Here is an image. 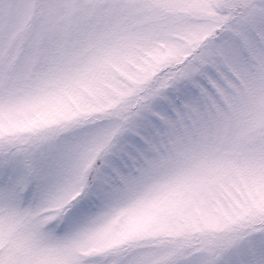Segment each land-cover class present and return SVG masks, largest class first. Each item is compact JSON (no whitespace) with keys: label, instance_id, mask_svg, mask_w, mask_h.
I'll return each mask as SVG.
<instances>
[{"label":"snow or ice","instance_id":"obj_1","mask_svg":"<svg viewBox=\"0 0 264 264\" xmlns=\"http://www.w3.org/2000/svg\"><path fill=\"white\" fill-rule=\"evenodd\" d=\"M0 264H264V0H0Z\"/></svg>","mask_w":264,"mask_h":264}]
</instances>
